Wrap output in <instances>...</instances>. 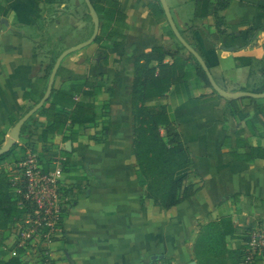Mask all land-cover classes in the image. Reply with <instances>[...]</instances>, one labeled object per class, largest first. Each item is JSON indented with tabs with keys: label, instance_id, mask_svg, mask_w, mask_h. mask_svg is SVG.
<instances>
[{
	"label": "crops",
	"instance_id": "crops-1",
	"mask_svg": "<svg viewBox=\"0 0 264 264\" xmlns=\"http://www.w3.org/2000/svg\"><path fill=\"white\" fill-rule=\"evenodd\" d=\"M59 1L0 0L2 146L32 106L24 101V94L47 90L55 50L45 32L56 18L53 9ZM114 1L125 19L114 27L116 37L102 43L109 55L106 64L97 57V46L73 53L62 62L53 88L103 74L106 85L98 100L100 120L85 130L75 127L74 141H63L58 135L43 140L50 123L45 116L35 115L14 155L0 162V173L11 175L18 168L15 159L24 164L30 157L47 174L60 172L67 215L62 231L43 246L52 264H198L195 244L201 229L225 218H232L239 228L235 238L228 237L226 242L247 248L256 233H264V114L257 109L264 100L245 102L234 119L224 113V99L202 103L192 85L186 84L184 98L172 104V114L190 151L196 174L192 182L198 190L170 210L155 206L138 182L133 155L134 61L152 47L166 46L170 35L162 30L166 21L157 22L147 1ZM166 1L183 37L204 55L223 90L254 93L264 87V0H231L225 10L211 17H197V0ZM114 43L119 46L112 47ZM89 93L86 90L83 97ZM56 111L71 113L62 106ZM103 125L108 126L107 137ZM69 135L66 130L64 136ZM226 136L229 145L223 149ZM240 148L257 159L224 162L225 152ZM68 156L70 172L62 166ZM4 246L11 257L16 256L14 225ZM154 256L161 258L152 262ZM260 256L256 264H264V250ZM24 262L41 264L36 255H28Z\"/></svg>",
	"mask_w": 264,
	"mask_h": 264
},
{
	"label": "trees",
	"instance_id": "trees-1",
	"mask_svg": "<svg viewBox=\"0 0 264 264\" xmlns=\"http://www.w3.org/2000/svg\"><path fill=\"white\" fill-rule=\"evenodd\" d=\"M34 1L39 2V0ZM145 1L159 24L162 23L161 19L166 21L159 0ZM230 1L197 0L195 14L197 17L217 15L219 11L228 7ZM90 2L96 10L101 24L99 36L91 46L98 47L97 57L106 64L109 55L106 52L107 47H104L102 43L112 41L116 37L113 32L114 27L125 17L120 12V5L114 0H90ZM108 4L111 5L110 8L107 7ZM83 5L87 10L88 19H91L84 1ZM170 32L174 36L173 32ZM190 45L196 50V46ZM118 46L117 43L112 45V47ZM200 55L203 58L204 55L202 53ZM59 56L60 53H55L52 57L48 68V79ZM104 78L105 76L100 74L95 78L87 77L83 80L71 81L69 86L63 89H53L48 102L35 114L45 116L50 123L42 133L43 140L47 135H58L63 136V141H74L76 139L75 127L81 131L98 123L100 118L97 111L101 109L98 100L102 94L101 89L106 85ZM188 83L192 85L195 94L198 95V99L202 103L222 99L213 90L199 62L181 44L175 50L167 46L152 47L134 61L133 155L137 163V179L139 184L145 188V198L163 210H170L178 206L193 197L198 190L192 182L196 174L191 169L190 151L183 141L179 126L172 114V104L177 99L184 98L185 85ZM86 90H89L90 93L83 97ZM254 93H264V87ZM44 94L45 92H38L36 89L24 94V101L32 104L28 111L40 102ZM77 97L82 98L75 100ZM245 102L259 103L255 99L225 100L224 113L229 112L236 119ZM58 106L70 108L71 113L68 115L58 113L56 111ZM104 107H108V104H105ZM257 109L264 114L262 103L257 106ZM35 115L23 126L21 137L25 134ZM224 121L227 122L226 118ZM103 127L105 137H107L108 126L103 125ZM66 130L70 133L69 136H64ZM2 144L3 142H0V147ZM222 145L223 149L228 148L229 138L227 136ZM16 147L17 145L8 154L0 157V162L14 155ZM242 149L240 148L238 152L229 149L223 155L224 162L236 159V161L252 163L257 159V155L247 153ZM71 160L68 156L63 162L64 171H71L69 167ZM15 161L18 168L11 175L0 173V249L3 264H25L24 261L28 255H36L39 263L44 264L49 256L48 251L42 246L38 248L30 245H27L26 248L17 246L16 256L12 257L9 252L3 250V248L5 249L4 242L11 236V225L18 222L30 206L29 202L15 194L14 179L20 175L18 172L20 161L19 159H15ZM66 211L62 218V228L67 215ZM238 230V224L232 218H225L220 222L210 223L203 227L195 244V256L198 264H244L247 248L240 244L233 247L231 243L226 242L228 237L234 239ZM244 239L246 240V238ZM261 258L262 256L257 257L254 264ZM50 263L52 264L51 260Z\"/></svg>",
	"mask_w": 264,
	"mask_h": 264
},
{
	"label": "built area",
	"instance_id": "built-area-1",
	"mask_svg": "<svg viewBox=\"0 0 264 264\" xmlns=\"http://www.w3.org/2000/svg\"><path fill=\"white\" fill-rule=\"evenodd\" d=\"M18 172L20 175L14 179L15 194L30 204L27 212L14 224L18 247H43L61 232L62 218L67 210L65 191L59 183L60 172L45 173L35 157H30L24 164H20ZM263 250L264 233L258 232L247 245L244 264H254ZM50 260V257L47 258L44 264H51Z\"/></svg>",
	"mask_w": 264,
	"mask_h": 264
},
{
	"label": "water",
	"instance_id": "water-1",
	"mask_svg": "<svg viewBox=\"0 0 264 264\" xmlns=\"http://www.w3.org/2000/svg\"><path fill=\"white\" fill-rule=\"evenodd\" d=\"M160 4L162 6V9L164 11V14L166 16V20L173 32V34L175 35V37L177 38L178 42L187 50V52L191 55L194 56V58L199 62V64L201 65V67L203 68L204 72L206 73L208 80L213 88V90L224 100L226 101H236V100H241V99H255V100H264V93H253V92H228L223 90L215 81L213 75L211 74V71L209 69V67L207 66V64L205 63L204 59L201 57V55L194 49L191 47V45L185 40V38L183 37V35L181 34V32L179 31L171 10L167 4L166 0H159ZM84 2L86 3L88 10H89V14L91 16L92 22L94 24V30H93V34L92 36L85 42L78 44L74 47H71L65 51H63L60 56L58 57V59L56 60V63L54 65V68L51 72L50 78H49V82H48V86H47V90L43 96V98L40 100V102L38 104H36L30 111H28L13 127L7 141L5 142V144L0 148V157L8 154L19 142L20 137H21V132H22V128L23 126L48 102V100L50 99L52 92H53V88H54V84H55V80L57 77V74L59 72V69L62 65V62L71 54L82 51L86 48H89L97 39V37L99 36L100 33V19L98 17V14L96 12V10L94 9L92 3L90 2V0H84ZM161 257L159 256H154L152 257V262H157L160 260Z\"/></svg>",
	"mask_w": 264,
	"mask_h": 264
},
{
	"label": "rangeland",
	"instance_id": "rangeland-1",
	"mask_svg": "<svg viewBox=\"0 0 264 264\" xmlns=\"http://www.w3.org/2000/svg\"><path fill=\"white\" fill-rule=\"evenodd\" d=\"M59 3V6L53 9L55 10L56 18L53 19V22H49V26L46 28L45 32V38H49L52 41V46L55 50L54 53H60L87 41L92 36L94 30L92 19H88L86 15L87 10L83 3L77 4V2L72 0H60ZM63 3L66 5L65 8L60 7ZM110 6V4L107 5L108 8H110ZM165 24L166 27L162 30H168L170 35V39L166 46L175 50L179 47L180 43L175 35L172 36L170 32L172 30L167 20ZM178 29L181 31L179 27ZM48 45L50 46H47L46 49L49 52L51 44ZM163 135L165 136V133H163Z\"/></svg>",
	"mask_w": 264,
	"mask_h": 264
}]
</instances>
